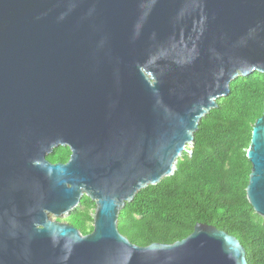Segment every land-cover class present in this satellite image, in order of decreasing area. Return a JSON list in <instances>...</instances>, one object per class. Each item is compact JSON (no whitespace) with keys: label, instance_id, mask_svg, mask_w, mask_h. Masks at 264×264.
<instances>
[{"label":"water","instance_id":"water-1","mask_svg":"<svg viewBox=\"0 0 264 264\" xmlns=\"http://www.w3.org/2000/svg\"><path fill=\"white\" fill-rule=\"evenodd\" d=\"M253 70L264 72V0H0V264H247L212 224L139 245L117 223ZM58 145L69 156L51 162ZM246 157V197L264 216V100ZM83 194L87 233L56 218Z\"/></svg>","mask_w":264,"mask_h":264},{"label":"trees","instance_id":"trees-1","mask_svg":"<svg viewBox=\"0 0 264 264\" xmlns=\"http://www.w3.org/2000/svg\"><path fill=\"white\" fill-rule=\"evenodd\" d=\"M263 100L264 72L233 78L228 93L200 118L193 145L177 158L174 172L137 190L120 209L118 230L139 245L169 243L204 222L234 235L244 246L247 264H264V216L254 211L245 192L251 169L246 149ZM69 153L68 146L58 145L46 158L66 161ZM94 207L83 194L76 208L56 218L87 233Z\"/></svg>","mask_w":264,"mask_h":264},{"label":"rangeland","instance_id":"rangeland-1","mask_svg":"<svg viewBox=\"0 0 264 264\" xmlns=\"http://www.w3.org/2000/svg\"><path fill=\"white\" fill-rule=\"evenodd\" d=\"M188 146V145H187ZM94 210H92V212H93Z\"/></svg>","mask_w":264,"mask_h":264}]
</instances>
